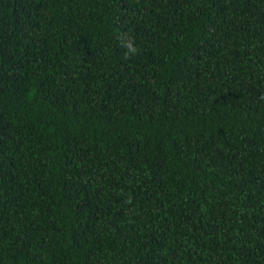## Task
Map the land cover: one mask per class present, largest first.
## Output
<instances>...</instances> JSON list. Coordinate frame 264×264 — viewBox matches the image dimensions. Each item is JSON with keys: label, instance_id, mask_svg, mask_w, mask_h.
Returning <instances> with one entry per match:
<instances>
[{"label": "trees", "instance_id": "trees-1", "mask_svg": "<svg viewBox=\"0 0 264 264\" xmlns=\"http://www.w3.org/2000/svg\"><path fill=\"white\" fill-rule=\"evenodd\" d=\"M0 264H264V0H0Z\"/></svg>", "mask_w": 264, "mask_h": 264}, {"label": "clouds", "instance_id": "clouds-1", "mask_svg": "<svg viewBox=\"0 0 264 264\" xmlns=\"http://www.w3.org/2000/svg\"><path fill=\"white\" fill-rule=\"evenodd\" d=\"M120 47L124 49V59H130L131 57L139 54V48L136 45L135 37L130 36L128 33H121L118 36ZM126 203H131V199H127Z\"/></svg>", "mask_w": 264, "mask_h": 264}]
</instances>
